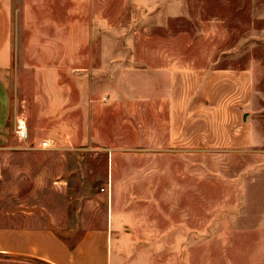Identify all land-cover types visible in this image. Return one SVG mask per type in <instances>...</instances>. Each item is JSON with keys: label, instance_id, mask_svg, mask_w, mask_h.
<instances>
[{"label": "rangeland", "instance_id": "rangeland-1", "mask_svg": "<svg viewBox=\"0 0 264 264\" xmlns=\"http://www.w3.org/2000/svg\"><path fill=\"white\" fill-rule=\"evenodd\" d=\"M69 5L59 25L28 14L10 35L76 46L13 80L0 228H50L74 247L113 206L118 245L141 262L264 264V0Z\"/></svg>", "mask_w": 264, "mask_h": 264}, {"label": "crops", "instance_id": "crops-1", "mask_svg": "<svg viewBox=\"0 0 264 264\" xmlns=\"http://www.w3.org/2000/svg\"><path fill=\"white\" fill-rule=\"evenodd\" d=\"M16 1L0 0V140L10 127L13 80L16 79L18 85L26 71L36 76L38 69L53 68L51 65L41 67L37 61L67 63L69 46H76L75 42L70 44L63 38H26L24 33L10 36L15 28L25 29L24 16L28 14H51L50 24L59 25L56 15L72 12L70 0H26L25 4ZM59 19L60 25H69L68 16ZM123 226L122 217L112 206L107 229L89 231L74 247H69L50 228H0V261L2 264L10 260L11 264H160L141 262L138 245H118Z\"/></svg>", "mask_w": 264, "mask_h": 264}, {"label": "built area", "instance_id": "built-area-1", "mask_svg": "<svg viewBox=\"0 0 264 264\" xmlns=\"http://www.w3.org/2000/svg\"><path fill=\"white\" fill-rule=\"evenodd\" d=\"M16 132L18 137L21 140L27 139L28 138V129L24 121H18ZM41 148L47 149L52 147V140L51 139H45L42 141Z\"/></svg>", "mask_w": 264, "mask_h": 264}]
</instances>
